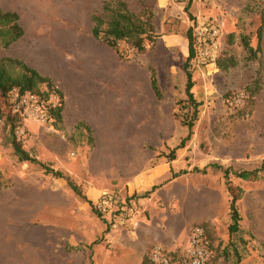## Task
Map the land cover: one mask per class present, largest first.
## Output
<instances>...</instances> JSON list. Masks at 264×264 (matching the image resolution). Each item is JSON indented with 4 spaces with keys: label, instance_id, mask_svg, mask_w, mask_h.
<instances>
[{
    "label": "rangeland",
    "instance_id": "374dc122",
    "mask_svg": "<svg viewBox=\"0 0 264 264\" xmlns=\"http://www.w3.org/2000/svg\"><path fill=\"white\" fill-rule=\"evenodd\" d=\"M127 2L136 12L144 6L150 10L154 7L153 0ZM256 2L264 14V0ZM104 3L105 0H0L1 9L19 14L25 30L24 36L10 47L0 46V58H18L37 70L33 64H41V74L56 78V33L66 19L72 18L74 9L77 23L83 27L90 22L91 14H103ZM262 23V50L258 55L263 59L246 62L248 51L238 38L228 55H235L240 63L229 71L220 70L216 63L201 64L193 59L186 68L187 57L182 51L164 44L144 53L132 47L125 49L124 102L111 101L88 111L96 126L70 125L79 118L75 114L61 126L26 119L12 113L9 101L6 106L0 99V112L5 117L0 126V197L2 201L12 198L11 212L8 207L0 209V264H153L145 260L151 249L142 262L133 258L134 250H117L113 234L130 230L108 228L110 217L98 216L84 197L71 190L65 177L47 173L39 163L20 161L10 142L13 126L27 151L62 171L82 192L93 187L99 196L107 191L134 195L143 211L142 221L148 214L143 199L152 195L129 189L130 179L160 159L173 161L179 170L175 184L179 191L163 207L174 211L184 200L190 206L201 196L204 214L212 222L209 226L196 222L189 228L186 241L175 249L186 246L193 227L203 224L213 247L208 264H264V170L260 174L263 178L257 180H245L235 173L264 167V19ZM158 25L163 30V25ZM237 26V33L248 31L245 21L239 20ZM187 70L192 72L193 91L202 104L191 138L178 147L188 135V128L175 118L173 107L185 96ZM118 71L121 74V63ZM152 71L161 96L153 93ZM260 76V92L248 99L244 88ZM46 87L42 84L40 89ZM222 166L230 169L228 178ZM228 180L243 190L237 201L241 228L234 235L229 233ZM53 187L55 196L49 200L44 197L45 190ZM193 213L196 214L191 211V216ZM3 226L7 229L6 239Z\"/></svg>",
    "mask_w": 264,
    "mask_h": 264
},
{
    "label": "crops",
    "instance_id": "0c3cea01",
    "mask_svg": "<svg viewBox=\"0 0 264 264\" xmlns=\"http://www.w3.org/2000/svg\"><path fill=\"white\" fill-rule=\"evenodd\" d=\"M189 1L153 0V23L159 36L152 49H157L164 44L168 48L179 49L188 58L190 40L187 31L190 30L194 21L209 18L219 21L224 27L223 53L218 61L228 55V51L236 44L238 38V43L242 44L243 35H248L251 38V44L255 45L258 29L264 19L263 11L260 10L261 7L256 0H191V3ZM187 5H189L188 9H186ZM73 12L72 18L66 19L64 26L61 27L62 36H58L60 32L56 33V78L49 77L64 96L63 124L69 123L70 115L75 114L79 118L70 125L81 124L92 127L97 123L90 119L91 115H88V111L99 109L102 104H108L111 101L115 104L124 102V62L116 49L93 35L94 14H91L90 22L82 27L77 23L75 9ZM239 20L245 21L248 31L237 33ZM158 22L163 25V30L158 29ZM230 36H233L232 42L229 41ZM235 58L239 64L240 60L236 56ZM259 58L263 59L258 55L257 59ZM257 59L249 60L247 55L244 56L246 62H254ZM29 61L33 63V60ZM120 63L121 74L118 71ZM33 65L38 70H43L41 64ZM110 66L113 67V72L110 71ZM234 67L224 70L218 66L222 71H229ZM45 76H48V73H45ZM151 77L152 73L150 79ZM152 90L154 95H157L153 87ZM104 124L112 125L108 122ZM178 172L173 161L160 159L152 167L130 179L129 189L140 193L145 192L144 194L150 193L152 198L143 199L148 214L147 219L142 221L138 228L134 231L122 232V234H113L112 238L117 250H134L133 258L135 261L142 262L146 251L155 245L173 250L178 244L186 241L189 228L196 222L208 226L212 224L204 214V201L200 198L201 196L197 197L190 206L184 200L180 208L174 211L163 207V204L166 206L165 203L169 197L179 191V188L175 187ZM45 191L44 197L53 200L56 188H47ZM99 193L93 187H88L84 192L92 202L96 200ZM179 193L182 195L181 192ZM158 201L160 203L157 205ZM88 204L90 205L89 202ZM7 207L11 212L12 198L5 197L2 201L0 197V209L6 210ZM191 211H195L196 214L193 213L191 216ZM11 216L10 213L9 218ZM1 221L6 223V215ZM3 228V238L6 239L7 229L5 226ZM89 250L95 249L89 248Z\"/></svg>",
    "mask_w": 264,
    "mask_h": 264
},
{
    "label": "trees",
    "instance_id": "16d2710c",
    "mask_svg": "<svg viewBox=\"0 0 264 264\" xmlns=\"http://www.w3.org/2000/svg\"><path fill=\"white\" fill-rule=\"evenodd\" d=\"M189 3H191V0ZM188 8L189 5H187L186 9ZM153 15V11L147 6H144L142 11L136 12L130 8L127 0H105L103 14H94L92 17L94 22L92 33L96 38L116 49L122 58H127V50L125 49H130V47L134 48L139 53H144L148 49L153 48L159 36V34L156 33V28L153 23ZM262 31L263 24L258 29L256 45L251 44V38L248 35L242 36V44L248 51L247 59L249 60L257 59L258 53L262 50ZM24 34L25 30L20 23L19 14L16 11L3 10L0 8V46L8 48L14 42L22 38ZM187 35L190 40V54L187 58L186 68H188L189 61L195 56L191 28L187 31ZM230 37L229 41L232 42L233 36ZM217 64L221 69L227 70L230 67L236 66L238 60L233 55H227L219 61L217 60ZM261 79V76L255 78V80L244 88V94L248 92V94H245L248 99L253 98L260 92ZM151 82L157 96H161V90L154 71H152ZM194 83L192 72L187 70L185 96L177 100L173 107L175 118H177L183 126L188 128V135L182 139V142L178 147H183L185 141L191 138L195 123L199 119L202 102L195 97L193 91ZM42 84L47 85L46 90L40 89ZM14 88H18L22 92L34 91L40 95L44 101L49 100L52 94H57L60 97V101L56 104L50 102L47 104L46 108L49 115V121L53 124L56 123L58 126L63 124L62 111L64 109V96L60 89L52 83V79L49 76L41 74L37 69L29 66L21 59L2 57L0 58V99L5 102L6 106L8 104V96ZM8 116H11V114L9 113ZM11 117L14 118V116ZM79 126H81V124ZM11 130L13 135L10 142L13 145L15 155L20 161L39 163L46 169L47 173H51L56 177H65L71 190L84 197V199L92 206L93 211L98 216L102 217L101 213L95 209L94 202L87 198L76 182L70 177H67L62 171L54 169L38 160L22 146L21 140L18 139L17 134H15V126H13ZM174 151L175 150H172L171 152L172 159L175 158ZM218 167L221 168V166ZM222 169H224L225 177L228 178L230 169L224 168L223 166ZM263 170L264 167H261L243 169L235 173L238 177L245 180H257L263 178V176L260 175ZM226 183L231 196L229 204L231 218L229 233L230 235H234L239 232L241 228V215L237 207V201L241 198L243 190L240 187H235L229 180ZM133 197L135 198V196ZM127 200H132V197ZM201 226L205 228L203 224H201ZM147 257L148 256L145 257V260L150 261Z\"/></svg>",
    "mask_w": 264,
    "mask_h": 264
},
{
    "label": "built area",
    "instance_id": "2783aa9c",
    "mask_svg": "<svg viewBox=\"0 0 264 264\" xmlns=\"http://www.w3.org/2000/svg\"><path fill=\"white\" fill-rule=\"evenodd\" d=\"M194 61L201 64L217 63L223 53L224 33L217 20L209 18L195 21L191 25ZM12 113L20 114L26 119L48 122V103H58L60 97L52 94L44 101L34 91H20L14 88L8 96ZM5 123V117L0 113V126ZM134 195H121L115 191L104 192L94 201L95 209L102 216L108 215V228L115 230L127 229L134 231L142 222L143 211L138 198ZM132 197V200L127 199ZM213 257L212 242L201 225H196L190 232L188 243L181 249L168 250L161 245L151 248L148 258L153 264H208Z\"/></svg>",
    "mask_w": 264,
    "mask_h": 264
}]
</instances>
